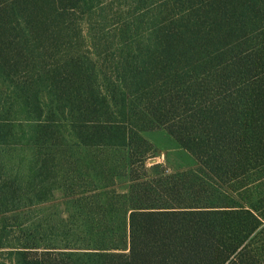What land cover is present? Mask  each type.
Instances as JSON below:
<instances>
[{
	"label": "trees",
	"instance_id": "trees-1",
	"mask_svg": "<svg viewBox=\"0 0 264 264\" xmlns=\"http://www.w3.org/2000/svg\"><path fill=\"white\" fill-rule=\"evenodd\" d=\"M62 1L0 0V81L18 65L2 38L33 33ZM187 4L194 18L208 14L209 30L190 18L193 36L160 33L147 47L122 49L113 80L83 57L53 75L43 111L54 117L36 140L50 139L57 112L85 154L60 175L3 177L0 214L12 225L0 226V256L10 264H264V27L256 19L264 0ZM159 130L197 166L151 174L154 148L141 132ZM58 190L65 219L27 217L53 208Z\"/></svg>",
	"mask_w": 264,
	"mask_h": 264
},
{
	"label": "rangeland",
	"instance_id": "rangeland-1",
	"mask_svg": "<svg viewBox=\"0 0 264 264\" xmlns=\"http://www.w3.org/2000/svg\"><path fill=\"white\" fill-rule=\"evenodd\" d=\"M187 2L189 0H63L62 4L50 6L48 22L32 28L33 33L20 29L12 32L9 39L4 36L3 52L10 61L15 56L18 65L12 69L11 76L5 77L4 82L0 81V186L6 181L3 178L6 173L19 179L27 176L28 171L32 174L39 171L43 176L52 177L65 173L75 156L79 159L84 156L85 153L82 155L73 146L75 143L63 129L61 115L57 112L58 117L49 131L50 139L44 144L36 140L35 129L45 127L46 117L53 116H47L43 111L44 102L52 97L53 75L63 71L66 59L83 57L87 60L86 66L93 64L107 78L116 79L113 59L122 49L147 47L160 33L193 36L196 28L190 18L201 24L202 32L210 29L208 14L199 11L196 18L190 16ZM200 4L193 5L200 8ZM256 19L264 27L263 11ZM11 50L17 51L14 56ZM21 88L23 94L19 92ZM37 105L42 110H36ZM164 135L156 131L141 132V136L154 148L145 168L157 166L174 173L197 166L193 157L186 155L179 146L168 149L170 144L166 143ZM150 173L154 174L155 170L151 169ZM128 187L126 176L117 179L114 188L119 193H127ZM62 198L63 193L55 191V206L48 205L53 208L27 217L36 215L46 219L48 215H54L51 217L53 220L65 219ZM10 217L11 214H0V226L12 225ZM1 235L4 237L6 233ZM0 264L10 262L0 256Z\"/></svg>",
	"mask_w": 264,
	"mask_h": 264
},
{
	"label": "crops",
	"instance_id": "crops-1",
	"mask_svg": "<svg viewBox=\"0 0 264 264\" xmlns=\"http://www.w3.org/2000/svg\"><path fill=\"white\" fill-rule=\"evenodd\" d=\"M152 132H154V131H152ZM156 132H162V133H164L165 135L163 136V138L166 140V141H168V142H166L167 144L169 143L170 145L168 146V149H175V148H177V146H178V144L165 132V131H163V130H159V131H156ZM144 136V135H143ZM172 145V146H171ZM163 151H165V150H163ZM186 155H190V154H188V153H186V152H184ZM163 156V155H162ZM191 156V155H190ZM192 157V156H191Z\"/></svg>",
	"mask_w": 264,
	"mask_h": 264
}]
</instances>
